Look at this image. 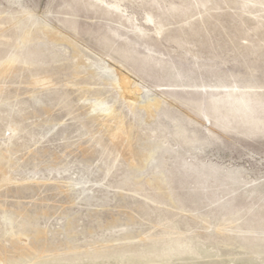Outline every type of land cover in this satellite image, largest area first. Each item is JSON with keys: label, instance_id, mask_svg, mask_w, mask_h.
Here are the masks:
<instances>
[{"label": "rangeland", "instance_id": "1", "mask_svg": "<svg viewBox=\"0 0 264 264\" xmlns=\"http://www.w3.org/2000/svg\"><path fill=\"white\" fill-rule=\"evenodd\" d=\"M0 264H264V0H0Z\"/></svg>", "mask_w": 264, "mask_h": 264}, {"label": "bare ground", "instance_id": "2", "mask_svg": "<svg viewBox=\"0 0 264 264\" xmlns=\"http://www.w3.org/2000/svg\"><path fill=\"white\" fill-rule=\"evenodd\" d=\"M135 97H136V95L134 96V98H135ZM132 98H133V97H132ZM155 104H156V103L148 102L146 106H147L149 109H151Z\"/></svg>", "mask_w": 264, "mask_h": 264}]
</instances>
